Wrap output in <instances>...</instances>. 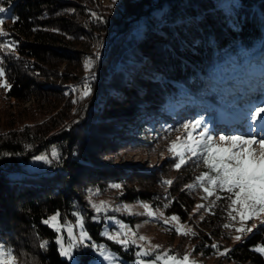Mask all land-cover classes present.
I'll use <instances>...</instances> for the list:
<instances>
[{
	"label": "trees",
	"instance_id": "obj_1",
	"mask_svg": "<svg viewBox=\"0 0 264 264\" xmlns=\"http://www.w3.org/2000/svg\"><path fill=\"white\" fill-rule=\"evenodd\" d=\"M121 1L113 6L101 0H0L9 9L0 13L2 30L17 41L4 62L11 84L5 95L16 101L53 95L37 103V111L30 110L19 126L13 114L0 126V244L16 255L27 253L21 264H69L58 252L56 231L43 220L57 212L62 221L75 220V211L84 214L93 240L106 243L132 264L134 246L125 250L107 240L102 229L111 222L93 220L87 208L75 204V190L84 184L106 186L109 179L122 185L111 189L117 200H148L165 215L185 220L194 204L190 193L206 195L199 187H185L206 170L202 163L197 166L198 158L166 176L160 166L151 170L112 164L108 152L146 146L152 137L169 146L174 137H185V121L203 116L209 124L242 84L264 91V83L255 82L264 79V0ZM97 43L99 59L88 69L97 76L96 86L89 80L92 94L82 99V110L69 114L71 102L64 93L68 86L78 89L82 84L78 61ZM56 97L64 98L59 107ZM256 101L246 96L240 103ZM126 135L134 142H121L120 136ZM50 149L60 154L59 161L33 159L42 154L51 158ZM168 159L165 165L173 166L176 157ZM31 160L37 168L27 166ZM164 179L174 182L164 185ZM213 199L203 203L211 210L201 208L202 215L191 222L195 235H189L190 252L213 256L227 248L226 255H215L213 264H264V254L255 250L264 245V226L236 232L242 239L227 243L235 232L224 225L239 227V218L228 216L227 200L211 204ZM42 241H48L46 248L40 247ZM177 244L169 248L172 253L181 252ZM75 254L80 264L90 255Z\"/></svg>",
	"mask_w": 264,
	"mask_h": 264
},
{
	"label": "snow or ice",
	"instance_id": "obj_2",
	"mask_svg": "<svg viewBox=\"0 0 264 264\" xmlns=\"http://www.w3.org/2000/svg\"><path fill=\"white\" fill-rule=\"evenodd\" d=\"M117 0H113V6ZM9 9L3 4H0V13H7ZM93 17L103 20V17H98L95 12ZM5 22L4 17H0V25ZM15 22V18H13ZM11 34L0 29V86L11 88V84L6 79V68L4 62L6 55H11L15 50L17 41L9 39ZM96 59H99V52L96 53ZM95 64V60L88 58L85 60V69H91ZM95 75L89 72V76L85 78L81 98H87L92 94V86L89 80H94ZM245 119L251 121L248 124V132L244 134L224 135L221 133L218 137L213 135V128L204 121L203 116L185 121L181 127L185 130V137H177L171 141L168 150L176 157V162L173 167L180 170L192 158H198L197 166L202 163L205 171L200 173L194 179V183L186 185V188L199 187L206 195L202 199L214 197L210 202L215 204L217 200H227V212L232 221H237L239 218V227L234 224H225V228L235 227L238 233H251L253 229L264 226V219H261L260 224H253L252 227H245L249 220L258 218L261 213H264V131L256 133L253 128L264 129V99L259 100L255 104H251L246 114ZM199 129V131H197ZM198 137V139L196 138ZM259 145V149L255 147ZM29 147H31L29 145ZM7 155V154H6ZM36 161H43L51 164L53 160L59 161L60 154L53 150L51 158L47 154L37 155L33 157ZM172 179H164L162 184L172 185ZM113 189L122 187L119 183L110 185ZM225 193L226 195H220ZM143 208L146 210L144 214L149 217L156 218L152 207L143 203ZM167 205H165L166 207ZM96 215L93 220H99L101 214L107 220H116L115 216L108 215L111 211H120L119 208L111 209L107 202L101 201L98 204H92ZM201 208L211 210L210 206L203 204L197 205L194 212ZM127 210L128 206L125 205ZM75 222L70 223L66 220L62 221L59 212L43 220L45 225L52 227L57 233L56 243L59 245V254L66 257L68 260L74 261V264H80L77 261L75 253L80 249H89L99 258L98 264H122L118 253L112 251L106 243H97L85 229V216L81 211H75ZM162 215V213H161ZM203 219V217H201ZM171 220H177L178 217L174 214ZM119 227L112 231L105 230L102 235L107 240L118 244L125 250L131 246H137L138 251L135 253L139 258L138 264H197L195 261H190L189 254H174L171 249L162 250L161 245H153L145 249L137 245L139 241H147V237L138 236L136 232H132L131 236L125 229L127 225L117 221ZM164 223H168L165 220ZM78 229V231H77ZM190 231V230H189ZM189 231H181L180 228L176 232L181 235H188ZM66 232V235H65ZM195 235V233H191ZM133 237H136L135 239ZM242 239L241 235H236L235 240ZM48 241H42L41 248H46ZM213 248H218L217 244L211 245ZM257 252L264 254V245L255 248ZM229 250L227 248L221 253L226 255ZM87 254V253H85ZM144 257H152L145 260ZM0 264H17V257L14 250L10 246L0 244Z\"/></svg>",
	"mask_w": 264,
	"mask_h": 264
},
{
	"label": "rangeland",
	"instance_id": "obj_3",
	"mask_svg": "<svg viewBox=\"0 0 264 264\" xmlns=\"http://www.w3.org/2000/svg\"><path fill=\"white\" fill-rule=\"evenodd\" d=\"M101 1L105 2V3L106 2L107 3L113 2V0H101ZM120 2H122V1L117 0V4H119ZM0 17H3V16H0ZM0 29H3V25H0ZM98 49H99V44L97 43L92 47V50L90 53H81L82 58L79 59L78 62L80 64V67L82 70V74L80 77L81 79H79V81L82 84H80L78 89H75L73 85L72 86L70 85L66 88L67 90L64 93V95H66V97L69 95L67 98H69V100L71 102L70 103L71 104V110L69 111L70 112L69 114H71L73 111H75L76 108H78L79 110L80 109L82 110V108L84 106L85 100L82 102V99H84V98H81V92L83 90V84L85 82V78L89 76L88 70H86L85 66H84L85 60L88 58H92L93 60H95L96 59V53H97ZM96 78H97V76H95V79L93 80L94 86H96V82H97ZM50 97L52 98L53 95L49 94L47 97L39 98V99H37V97H34V95L33 96L31 95L27 101H16V100H12L10 98H7V96L5 95V87L0 86V126L1 125L4 126V124L6 123L5 121H7L4 119V117L9 115V114H13L11 117H12L13 121L15 122L14 124L15 125L17 124L19 126V124H22V122H25L26 117L29 116L28 114H29L30 110L37 111V107L40 105L37 103L46 102L47 100H49L48 98H50ZM257 97L258 98H257V101L255 103H257L261 99H264V91H262V93H260L259 96H257ZM53 101H55V103L57 101V104H58L57 106L59 107L63 103L64 98L63 97L62 98L56 97L55 99H53ZM231 101L232 100H230V102H228V104L226 106H222V108L217 109V110H220V109L223 110V112H222L223 115L220 116L221 119L225 118L223 116L226 113L228 115H230L232 118H239V119L245 118V115L247 114L250 105L255 104V103H250L246 106H239L240 105L239 102L234 101L232 103ZM140 108L142 110V108H143L142 104H141ZM224 109H226V110H224ZM37 116H39V115L34 114V118H37ZM244 128H245V126H244ZM247 129H248V127H247ZM197 131H199V129ZM117 133L119 135L122 134L121 131H119ZM221 133H223L222 126H220V129L217 131V134L214 136L218 137ZM181 138H184V137H181ZM196 138L198 139V137H196ZM176 139H177V137H174L173 141ZM120 140H121V142H127V143H133L134 142L132 135H126L125 137L120 136ZM147 142H149V143L146 146L128 145V146H124V147H118L117 149H115V151L108 152L107 158L110 159V162L112 164L120 163V162L126 163L128 165H130V164L135 165L136 164L140 167H143V168L146 167V169H151V170H154L160 166L162 168L161 175H166V176L173 175L174 171H175L174 167L169 165V164L165 165L167 163V161L169 160L168 157H171V155H173V153H171L168 150V145L163 143V140H160L158 138L153 139V137L149 138ZM258 149H259V147H258ZM52 151L53 150L50 149L49 154H51ZM27 166L30 168H37V163H36V161L31 160L28 162ZM111 184H113L112 180L108 179V180H106V186L84 184L81 189L75 190V193L78 197L77 203H75V204H80L81 206H84L85 208H87L89 213L92 215V217L94 215H96V213L94 212L91 205L92 204H98L101 201L107 202L111 209H116V208L120 209V211H111L110 210L108 212V215L116 217L115 221L114 220H107L104 218L103 214H101V218L104 221H109L112 224L110 226H108L106 224L107 227L104 225V227L102 229V233L105 230L112 231L114 229H117L119 227L117 221H120V222H123V224L128 226L127 229H125V231H127L130 236H131V233L134 231L137 233L138 236L147 237V241H139L137 239V245L142 246L145 249H148V248L152 247L153 245H161L162 250H164V249H169L175 243L177 244V242H178L177 246L182 248L181 252L179 254H184V253L189 254L190 261H195V262H197V264H213L214 259H215V255H217L221 251H224L225 248H223L222 250L219 249L218 252H216L215 255H213V256L209 255V256H202V257H199L198 254L193 255L190 252L192 243H190V241H189V235H191V233L193 232L191 222H194L196 219H198V217H200L202 215V213L204 212V210H202L201 212L200 211L194 212V209L196 208V206L199 204H203L204 200H205V199H202V196L198 195V193L196 191L190 193V198H191L192 202H194V204L191 207V209L189 210V212L187 213V215H186L187 218L185 220H180V219L171 220L170 218L174 214L165 215L160 209L155 207L148 200H143V199H135L132 201H119V200H117V198L114 195L115 194L114 190H111L112 189L110 187ZM143 203H147L152 207V210L155 213L156 218H152V217H149L148 215L144 214L146 210L142 206ZM125 205L128 206L127 210L124 209ZM161 213H162V215H161ZM53 214L54 213L49 214L48 217L52 216ZM117 215L118 216L119 215H126L128 218H131L130 222L127 220H124V221L120 220L117 217ZM261 219H264V213H261L258 218L251 220L250 223L248 224V227H252L253 224H259ZM64 220H66L70 223L75 222V220H70L68 218H63V221ZM165 220H168V223H164ZM177 228H180L182 232L190 230L189 234L188 235L178 234L176 232ZM77 231H78V229H77ZM172 232H173V234H171ZM234 232H235V234L232 233V236L227 241V243H231V241H233L235 239V236L237 235V233L235 231V227H234ZM57 235H58V233L55 236V242H56ZM133 238L135 239L136 237H133ZM183 238H186V239H183ZM187 238H188V241H187V243H185ZM181 239L184 240V242L181 241ZM97 243H101V241H99ZM183 243H184V247L182 246ZM56 245H57V249L59 252V245L57 243H56ZM79 251H80V254H83L84 252L90 254L85 259V264H98L99 258L96 257V254L94 252H92L89 249H80ZM112 251H114V250H112ZM137 251H138V247L134 246V253H136ZM27 255H28L27 253L19 251L18 254L16 255L17 264H21V262H22L21 260L24 257H26ZM76 259H77V257H76ZM120 259L122 261V264H130L129 261L123 259L121 256H120ZM67 261L69 262V264H74V261H71L68 259H67ZM103 264H106V262H103Z\"/></svg>",
	"mask_w": 264,
	"mask_h": 264
},
{
	"label": "bare ground",
	"instance_id": "obj_4",
	"mask_svg": "<svg viewBox=\"0 0 264 264\" xmlns=\"http://www.w3.org/2000/svg\"><path fill=\"white\" fill-rule=\"evenodd\" d=\"M235 121V125H236V128H238V129H240L241 127V125H243V123H244V121H245V118H241V119H237V120H230V123H233ZM255 130H257V128H253V131L254 132H256V133H258V130L257 131H255ZM244 134V133H243Z\"/></svg>",
	"mask_w": 264,
	"mask_h": 264
},
{
	"label": "water",
	"instance_id": "obj_5",
	"mask_svg": "<svg viewBox=\"0 0 264 264\" xmlns=\"http://www.w3.org/2000/svg\"><path fill=\"white\" fill-rule=\"evenodd\" d=\"M65 235H66V232H65ZM152 257H144L143 259H145V260H148V259H151ZM138 261H139V258L138 257H134L133 259H132V264H138Z\"/></svg>",
	"mask_w": 264,
	"mask_h": 264
}]
</instances>
